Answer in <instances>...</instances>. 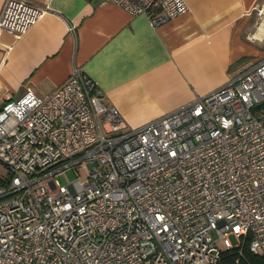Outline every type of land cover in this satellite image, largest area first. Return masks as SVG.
<instances>
[{"label":"built area","instance_id":"obj_1","mask_svg":"<svg viewBox=\"0 0 264 264\" xmlns=\"http://www.w3.org/2000/svg\"><path fill=\"white\" fill-rule=\"evenodd\" d=\"M108 1L153 27L188 11ZM45 13L5 0L0 31L21 37ZM79 162L86 180L60 186ZM216 240L264 256V59L135 128L78 68L1 107L0 264H227Z\"/></svg>","mask_w":264,"mask_h":264},{"label":"crops","instance_id":"obj_2","mask_svg":"<svg viewBox=\"0 0 264 264\" xmlns=\"http://www.w3.org/2000/svg\"><path fill=\"white\" fill-rule=\"evenodd\" d=\"M28 1L46 13L21 37L0 31V109L78 68L135 128L264 59V0H184L186 13L156 27L108 0Z\"/></svg>","mask_w":264,"mask_h":264},{"label":"rangeland","instance_id":"obj_3","mask_svg":"<svg viewBox=\"0 0 264 264\" xmlns=\"http://www.w3.org/2000/svg\"><path fill=\"white\" fill-rule=\"evenodd\" d=\"M54 171V170H52ZM54 179L62 187L67 186L74 179L79 178L81 181L86 180L87 178V169L82 168V162L75 164L73 167H69L63 170L58 171L53 175ZM229 240L232 244L235 243L232 236L229 237ZM216 246L223 251L224 247L220 240H216Z\"/></svg>","mask_w":264,"mask_h":264},{"label":"trees","instance_id":"obj_4","mask_svg":"<svg viewBox=\"0 0 264 264\" xmlns=\"http://www.w3.org/2000/svg\"><path fill=\"white\" fill-rule=\"evenodd\" d=\"M222 256L227 264H264V256L250 252L247 244L242 249L241 257L238 256L236 250L223 251Z\"/></svg>","mask_w":264,"mask_h":264}]
</instances>
